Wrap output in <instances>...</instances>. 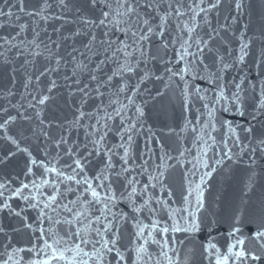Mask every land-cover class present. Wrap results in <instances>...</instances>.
I'll return each instance as SVG.
<instances>
[{
    "label": "snow or ice",
    "instance_id": "1",
    "mask_svg": "<svg viewBox=\"0 0 264 264\" xmlns=\"http://www.w3.org/2000/svg\"><path fill=\"white\" fill-rule=\"evenodd\" d=\"M0 75V264H264V4L0 0ZM60 90L71 119L47 118Z\"/></svg>",
    "mask_w": 264,
    "mask_h": 264
},
{
    "label": "water",
    "instance_id": "2",
    "mask_svg": "<svg viewBox=\"0 0 264 264\" xmlns=\"http://www.w3.org/2000/svg\"><path fill=\"white\" fill-rule=\"evenodd\" d=\"M8 86L10 87L11 85L9 84L6 76L0 75V87H5ZM18 88H20V91L22 92L23 89L17 85ZM155 89H153L154 91ZM17 99H19V96H17ZM15 102V101H14ZM73 103L72 99L68 97L67 93L63 90H60L57 93V99L54 103L50 104L46 115L47 118L53 119L55 118L56 120H64L65 118L71 119L72 117V109L69 107ZM148 124L153 128V131H156L158 134L161 133H167L168 128L166 125H168V119L161 116L157 117L155 114V111L151 112V118L148 120ZM163 141L168 144L167 142V136L163 137ZM35 141H33V148L35 147ZM24 156L20 155L18 156L13 164L12 167L8 170L11 172L12 175H15L17 172H19L23 166H24Z\"/></svg>",
    "mask_w": 264,
    "mask_h": 264
}]
</instances>
